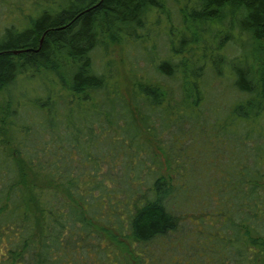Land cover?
<instances>
[{"label":"trees","instance_id":"16d2710c","mask_svg":"<svg viewBox=\"0 0 264 264\" xmlns=\"http://www.w3.org/2000/svg\"><path fill=\"white\" fill-rule=\"evenodd\" d=\"M28 1L0 29V264H264V0ZM162 14L126 95L96 55Z\"/></svg>","mask_w":264,"mask_h":264},{"label":"rangeland","instance_id":"374dc122","mask_svg":"<svg viewBox=\"0 0 264 264\" xmlns=\"http://www.w3.org/2000/svg\"><path fill=\"white\" fill-rule=\"evenodd\" d=\"M42 1V0H40ZM28 0H0V29L6 22L13 21L17 19L18 21H23L24 14L30 13L31 4H28ZM23 6V7H22ZM20 7H22L20 9ZM177 9H174V19L176 22L178 21L177 17ZM154 16L149 18V25L144 30V37L137 38L136 40H126L125 43H117L110 44L107 48L106 56H103L102 53H98L96 55V61L101 65L105 66L107 62H110L109 70H113L115 76H117L118 83L120 85V89L126 95H130L131 92V82H133V69L142 70L148 64L146 61V57L155 56L157 60L164 56V50L171 43L170 42V26L169 20L166 15L162 14L160 16L159 21H156ZM175 40V39H174ZM225 43L228 44L225 40ZM155 45L156 49L153 50V53L149 54V50ZM227 49L226 53L229 55H233L234 52L239 51L238 46H230L226 45ZM168 49V48H167ZM148 66V65H147ZM149 68V67H148ZM150 70V69H149ZM209 78V74H208ZM227 82L222 79H212L211 85L217 91L224 92L226 88ZM34 88H38V86H34ZM34 88H30L28 86V93L31 94L34 91ZM32 89V90H31ZM227 91V90H226ZM38 91H36L37 93ZM226 96H229V93H225ZM8 99L7 92L0 93V141H3V138L6 137L7 128L4 127L1 121V108L3 103ZM188 131V129H186ZM176 131H173L170 135L166 134V137L174 136ZM197 133V132H195ZM190 133L186 136L188 141L186 144H190L197 140V135ZM190 136V137H188ZM165 137V138H166ZM205 136L203 137V139ZM195 139V141H194ZM184 144L185 146H187ZM188 144V145H189Z\"/></svg>","mask_w":264,"mask_h":264},{"label":"water","instance_id":"95a60500","mask_svg":"<svg viewBox=\"0 0 264 264\" xmlns=\"http://www.w3.org/2000/svg\"><path fill=\"white\" fill-rule=\"evenodd\" d=\"M25 50H28V49H25ZM22 50H15L14 52L15 53H19V52H21ZM24 51V50H23Z\"/></svg>","mask_w":264,"mask_h":264}]
</instances>
